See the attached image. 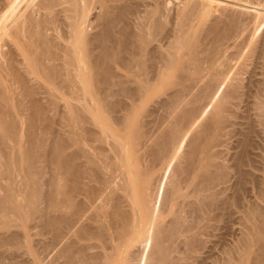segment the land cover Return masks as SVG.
I'll use <instances>...</instances> for the list:
<instances>
[{"label": "bare ground", "instance_id": "obj_1", "mask_svg": "<svg viewBox=\"0 0 264 264\" xmlns=\"http://www.w3.org/2000/svg\"><path fill=\"white\" fill-rule=\"evenodd\" d=\"M258 1L178 0L174 10L172 0H0V179H23L4 186L0 224L38 217L53 234L43 251L64 264H184L203 254L210 220L226 206L229 168L217 148L229 122L244 108L264 138V76L243 83L233 63L243 47L256 50L246 35L264 18ZM61 100L78 165L67 137L48 151L40 139ZM42 155L57 178L47 207L32 179L44 172ZM259 210L243 217L235 264H264ZM21 238L0 234V251Z\"/></svg>", "mask_w": 264, "mask_h": 264}, {"label": "rangeland", "instance_id": "obj_2", "mask_svg": "<svg viewBox=\"0 0 264 264\" xmlns=\"http://www.w3.org/2000/svg\"><path fill=\"white\" fill-rule=\"evenodd\" d=\"M172 1L174 3H171L172 5L170 4V9L172 8L175 10L177 8L176 6L179 3H177L178 0H175V1L172 0ZM213 1H214L213 6L217 5L216 3L218 0H213ZM260 2H264V0L258 1V3H260ZM260 5L263 7L264 3H263V5L262 4H260ZM258 8L260 9V7H258ZM261 11H263V13H264V9H261ZM247 29L249 31V34L246 36L248 39H252V43L255 46V47L253 46V49L255 48L256 50H250L249 48L251 47V49H252V46H250V47L245 46L239 51L238 55H236V57H237L235 59L236 61H233V63H237L238 66L240 65L238 63H241V65H240L241 67L239 66V68H240V71L242 70V72L244 73V76H243V73H240V78L242 79L243 83L246 82L245 80H247L248 77L250 80H254L253 77H256V75L259 76L261 74L260 76H262V75L264 76V74H263L264 63L260 61L259 54H258L259 53L258 49L261 50V48H262L261 46L264 45V18L255 19L254 21H252L248 25ZM257 54H258V57L256 56ZM257 63L263 64L262 65L263 72L261 71L262 69H260L261 65L260 64L258 65ZM258 67H259V69H258ZM259 72H262V73H259ZM241 75L243 76V78ZM250 75H252L253 77ZM250 77H252V78H250ZM260 78H263V77H260ZM260 78L259 77L255 78V80L260 79ZM243 79H245V80H243ZM61 101L59 103L58 109L52 108L53 110H56V111H53L50 108L52 105H50L49 111L45 114V116L47 115L48 118L50 117L52 119V121H51L52 126H51L50 130L46 131L49 128L45 129V128H43L42 125H45L49 120H46L45 123H41L42 128L45 130L44 131L40 130V132L42 131V133H41L42 135H43V133H45V134H44V136L41 135L42 137L40 136V139L42 140V143H43V141H44L43 137H45V141L43 144L45 146L47 144H49L47 147H45V149H47V151H48L49 147L55 141H57L59 139V137L60 138L61 137H63V138L67 137L65 140H63L64 141L63 143H65V145H66V146L64 145L66 147V148H64L65 153H67L69 155H72V154L75 155L76 156L75 157V163L78 165V149H77L78 147L76 146L77 147L76 148L73 145V143H71L69 141L67 142V140H69L68 136H69V132H70L71 127H69L67 125V122L64 120V119H67L66 112H64L63 107H62V106H64L63 104H65V101H63V100H61ZM243 109H241L243 111V113H240L239 112L240 110L236 111V112H239V114L235 115L236 118L232 117V120H231V121H233L232 123L229 122L233 126L229 124L231 128L230 127L226 128L228 133H226V130H225V133L228 135V136L225 135L226 137L224 136L222 139V140H225V142L223 141L222 142L223 144L217 148V150L220 151L219 153L223 155V157H222V155H220L222 158L219 159L218 162L222 161L221 164L222 165L225 164V166H227V169L229 168L228 169V176L226 178L227 183H225L226 186L224 187V185H222V189L224 187L225 189L223 191H225V193H226V195L224 193V195H225V196L223 195L224 197L222 196V198L225 199V200L223 199V201H225L226 206L224 208L222 206V209L217 211V216H215L212 219L214 221L210 220L211 223H209V225H210L209 227H211V225H212V227L210 228V230L208 228V230H209L208 234L209 235L205 239L206 248L204 249L203 254L197 253V254L193 255L191 257V259L184 262V264H203L202 262H204V263L206 262L205 264H211V263L214 264V262H215V264H216V263H218L217 261H221V260L226 262V264H228V263L235 264L236 261L232 260L231 259L232 256H230V255H233V257H234V255H236L237 251H238L237 252L238 254L242 253V251L239 249V247H241L240 244H242V241H243L242 239H244V236H246V233H245L246 229L243 228V226L245 227V223H246V220L244 219V218H246L245 214L247 215L248 213L251 212V210H257L258 211L259 209H262V210H259L260 213L264 212V195H263V193H264V191H263L264 190V152H263L264 151V143H263L264 140L263 139L264 138L261 136V139L263 140V141H261L260 136L258 134V131L256 130L258 128H256V126L255 127L253 126L255 123L253 122L252 118L254 119V117L249 113H244L245 110H243ZM61 112H63V114L65 116L63 114H61ZM230 119H231V117L229 118V120ZM234 122L236 123L235 126H234V124H235ZM48 125H50V124L48 123ZM39 127H40V125H38V128ZM46 127H48V126H46ZM42 128L40 127L39 129H42ZM199 128L200 127H198V129ZM39 129L37 131H39ZM20 132H22V134L25 133V136H26V134L29 132V128L24 126ZM40 132H39V134H37L38 136L40 135ZM77 132H78V130H77ZM254 134H257L256 135L257 137ZM203 135H205V133H203ZM62 139H59V141ZM25 140H26V137H24L22 139V142L20 145L21 148L23 146L24 147L27 146V143H25ZM46 142H47V144H46ZM44 154L46 156L47 152ZM43 155H42V159H41V164H39V166L41 167L42 171H44V172L41 171L43 174H42V176L41 175L39 176L40 179H37L38 175H34V174L32 176V179L38 180L39 185H40V186H38V187H40V188H38V191L40 189V194H41L40 195L41 200L39 202L40 207H47L48 204L45 202L44 197L46 196V194L50 190L49 189L50 186L48 183H49V181H51L53 179L51 177V175H52L51 169H53V166L50 165L48 162H42V161H44V159H46V157L43 158ZM11 157L15 158V154H12ZM223 158H224V160H223ZM181 164H182V166H184L183 163H181ZM182 166H180V167H182ZM181 170H182V168H181ZM3 174L5 175V173H3ZM4 175L1 174V176H4ZM8 175L13 177V175H11L10 173L9 174L7 173V177H5L6 179L4 177H1V178H3V180L0 179V184H1L0 185V195L5 194L4 193L5 191L3 190V188H5L8 184H10L9 181L12 180V179H10V176H8ZM56 175H58L57 172H56ZM58 176H60V175H58ZM60 177L63 181L64 177L63 176H60ZM56 179L54 178L53 180H56ZM21 180L23 181V179H21ZM21 180H20V177L16 176L15 180H12L13 182L12 181H10V182H12L14 187L22 188V186H21L22 181ZM62 181H61V183H62ZM35 182H37V181H35ZM252 187H255V188H252ZM51 188H52V185H51ZM220 188H221V186H220ZM25 195L29 197V194L28 195H27V193L24 194V197H26ZM18 199L21 200V197H18ZM73 200L76 204H78V193L74 194ZM250 203H253L255 205V208H254V205L250 204ZM251 205H253V207H249ZM257 207H258V209H257ZM245 209L249 212H247ZM49 216L55 217V216H57V213L52 212V213H50ZM216 217L219 220H217ZM242 220H244V221H242ZM20 224L21 223H18L17 227L15 226L16 224H12V223L8 224L6 227H3L0 224V234L15 233L16 232V233H18V235H20L22 237L21 239H24V241L21 240L20 245L18 244V246H14V248L10 247L9 249H6V248L1 249V251H0L1 264H40L41 263L40 260L42 262H44V264H64V259L62 257L59 258V257L54 256V254L56 255L57 250L51 251V248L48 247L49 249H47V251H43V250H46V248L45 249L42 248V246L44 247L43 244L49 243L52 240L53 234L50 230H47L46 228L42 227L40 219L38 217H34L32 220L27 221L22 225H20ZM242 233L245 235H243ZM239 237H240V239H239ZM237 241H239V242H237ZM23 242H24V244H23ZM77 246H78V242H77ZM236 246H238V247H236ZM236 248H237V250H236ZM222 250H223L224 255H222ZM220 252H221V254H220ZM243 254H239V255H243ZM236 258H237V255H236Z\"/></svg>", "mask_w": 264, "mask_h": 264}]
</instances>
